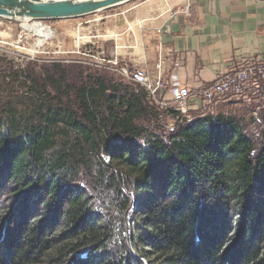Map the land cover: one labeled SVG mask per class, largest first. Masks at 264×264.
I'll list each match as a JSON object with an SVG mask.
<instances>
[{
    "label": "trees",
    "instance_id": "obj_1",
    "mask_svg": "<svg viewBox=\"0 0 264 264\" xmlns=\"http://www.w3.org/2000/svg\"><path fill=\"white\" fill-rule=\"evenodd\" d=\"M61 79L0 114V264H264V133L214 112L157 133L145 89Z\"/></svg>",
    "mask_w": 264,
    "mask_h": 264
},
{
    "label": "crops",
    "instance_id": "obj_2",
    "mask_svg": "<svg viewBox=\"0 0 264 264\" xmlns=\"http://www.w3.org/2000/svg\"><path fill=\"white\" fill-rule=\"evenodd\" d=\"M106 19L118 24L111 43L120 64L142 67L153 80L174 74L192 91L264 61V0H131Z\"/></svg>",
    "mask_w": 264,
    "mask_h": 264
},
{
    "label": "rangeland",
    "instance_id": "obj_3",
    "mask_svg": "<svg viewBox=\"0 0 264 264\" xmlns=\"http://www.w3.org/2000/svg\"><path fill=\"white\" fill-rule=\"evenodd\" d=\"M130 2L85 16L41 20L40 22L53 32L49 40L43 44L38 43L39 36L24 34L29 31L22 33L23 20L0 17V114L5 113L4 108L14 107L23 112L31 108L35 102L40 104L43 100L59 98L62 94L58 88L47 83L48 75H54L55 79L62 78L61 84L64 86L61 90L67 91L66 94H72L69 92L72 87L76 89L99 75L109 79L111 84L122 83L129 86L133 84L115 69V66L122 65L119 62L113 65L110 61L114 49L111 43L114 41L112 27L116 28L118 24L115 19L113 21L106 19L112 14L119 13ZM100 41L103 42L102 47ZM45 86L47 90L44 89ZM256 106L257 103L247 105L239 98L226 97L214 104L210 110L215 114L237 116L254 136L256 144L261 145L264 109L257 111ZM148 111V118L152 120L142 122L154 132L169 133L172 121L159 116L155 119L151 116L155 115L154 110Z\"/></svg>",
    "mask_w": 264,
    "mask_h": 264
},
{
    "label": "built area",
    "instance_id": "obj_4",
    "mask_svg": "<svg viewBox=\"0 0 264 264\" xmlns=\"http://www.w3.org/2000/svg\"><path fill=\"white\" fill-rule=\"evenodd\" d=\"M110 61L116 65L118 58L112 57ZM121 65L115 69L133 82L132 85L146 90L151 104L160 110V118L172 121L170 130L180 121H190L193 109L203 114L213 112L211 107L226 97H236L247 104L257 103V111L264 108V61L242 63L195 91L181 84L174 74L166 80L161 76L153 80L142 67Z\"/></svg>",
    "mask_w": 264,
    "mask_h": 264
},
{
    "label": "water",
    "instance_id": "obj_5",
    "mask_svg": "<svg viewBox=\"0 0 264 264\" xmlns=\"http://www.w3.org/2000/svg\"><path fill=\"white\" fill-rule=\"evenodd\" d=\"M131 0H0V17L12 20L75 18Z\"/></svg>",
    "mask_w": 264,
    "mask_h": 264
},
{
    "label": "bare ground",
    "instance_id": "obj_6",
    "mask_svg": "<svg viewBox=\"0 0 264 264\" xmlns=\"http://www.w3.org/2000/svg\"><path fill=\"white\" fill-rule=\"evenodd\" d=\"M22 20H23L22 33L24 31H29L31 33L26 32L24 34H35L39 36L38 38L39 44H43L45 41L49 40L50 36L53 34L52 30L48 26H46L45 24H43L38 20H36L35 22H33L31 19L29 20L28 18Z\"/></svg>",
    "mask_w": 264,
    "mask_h": 264
}]
</instances>
